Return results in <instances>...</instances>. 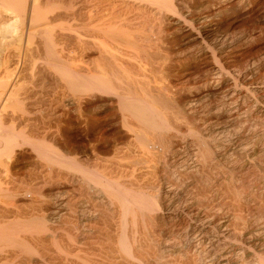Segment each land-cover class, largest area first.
Returning <instances> with one entry per match:
<instances>
[{
    "label": "bare ground",
    "instance_id": "bare-ground-1",
    "mask_svg": "<svg viewBox=\"0 0 264 264\" xmlns=\"http://www.w3.org/2000/svg\"><path fill=\"white\" fill-rule=\"evenodd\" d=\"M262 8L0 0V264H264V141L243 126L264 117ZM25 144L47 162L30 179L10 174Z\"/></svg>",
    "mask_w": 264,
    "mask_h": 264
},
{
    "label": "rangeland",
    "instance_id": "rangeland-1",
    "mask_svg": "<svg viewBox=\"0 0 264 264\" xmlns=\"http://www.w3.org/2000/svg\"><path fill=\"white\" fill-rule=\"evenodd\" d=\"M263 10L262 11H264V8H262ZM260 18H262L261 16H260ZM242 20V21H241ZM240 20V22H238V23H236L235 25H233V28L234 29H236V30H238V28L239 29H243L242 27H244V28H246L245 26V24H248V27H249V17H246V18H244V19H241ZM0 38H1V34H0ZM192 43V41H189V45ZM249 49H248V57L251 55V56H255V58H256V56L257 57H259L260 56V54H263L264 53V40H259V41H257V42H254V43H252V44H250L249 45V47H248ZM252 57V58H253ZM250 58V57H249ZM251 58V59H252ZM207 90V87L205 88L204 86H199V87H195V88H192L191 90H190V95L192 94V95H194L195 96V98L197 99V101L196 102H198L199 103V107L201 106V105H204V104H207V103H210L209 101H210V99L212 100L213 99V97L212 98H208L207 96H209V95H207L206 94V91ZM205 94V95H204ZM187 96H188V94H186L184 97L185 98H187ZM97 97V98H96ZM95 98H91L90 99V102L88 103V108L89 109H99L101 112H104L103 110H107V109H104L105 107H103V106H101L100 107V103L102 102V100H104V98H106L107 100H108V98L109 97H104V96H100V93H99V95H97ZM210 97V96H209ZM105 99V100H106ZM202 103H204V104H202ZM106 108H108L107 106H106ZM109 109V108H108ZM200 109V108H199ZM198 113H201V115H206L205 113L206 112H203V110H199V111H197L196 112V116L197 115H199ZM204 113V114H203ZM251 113V112H250ZM30 114V115H29ZM102 114H104V113H102ZM227 113H224V114H222L221 115V119L223 120V121H226V119H227V115H229V114H227ZM32 115V116H31ZM253 115V114H252ZM252 115H250L251 116V118H250V116L249 117H247V116H245V119H246V121L247 122H249V124L245 121V119H244V117H243V119H244V122H243V126H248V128H250V126L252 125V124H254V125H252L251 126V130H249L248 132H246L247 134V136L249 135V137L250 136H257V137H261V138H263V141H264V117H254V116H252ZM211 116H214V115H211ZM223 117V118H222ZM247 117V118H246ZM30 118H34V115H33V113L31 114V113H26V114H24L23 115V120L25 121V120H27V119H30ZM249 118H250V120H249ZM256 118V119H255ZM263 118V119H262ZM225 119V120H224ZM252 119H254V121L256 122H254ZM260 119V120H259ZM257 120V121H256ZM258 121H259V123H261V124H259L258 123ZM26 122V121H25ZM252 122V123H251ZM225 122H223L222 124H224ZM209 124H211V123H209ZM258 126H257V125ZM211 125H213V124H211ZM250 125V126H249ZM210 125H207L206 127H209ZM255 126V127H254ZM254 128V129H253ZM69 130H72V132H73V130H74V132H79V129L77 128H74L73 126L72 127H70V129ZM253 130V131H252ZM80 133V132H79ZM231 133H233V132H231ZM234 134V133H233ZM237 135V134H236ZM231 136V135H230ZM232 136H235V134L234 135H232ZM263 136V137H262ZM216 137V136H215ZM214 137V138H215ZM254 137V138H255ZM217 138H219V137H217ZM223 138L224 137H222V138H219V140L221 139V141L223 140ZM73 141L74 142H77V144H78V146L79 147H83V146H85L86 145V142H85V140L83 139V137H77V138H75V139H73ZM85 142V143H84ZM32 148V149H31ZM16 153V154H15ZM15 153H14V156H13V159L11 160V162H10V170H11V172H10V174H12V176L14 177H17L18 176V178H20V177H27L26 179H30V178H32V177H34V172L35 173H40V171L41 170H44L45 168H46V166L45 165H47V162L46 161H44V159H43V161L45 162H42V164H41V160H39V158L38 159H36V156H35V154H36V152H34V148H33V146L32 145H24V146H21V147H19V148H17L16 150H15ZM37 160V161H36ZM35 161V162H34ZM39 162V163H38ZM33 164L36 166V167H38L37 169H36V167L35 166H33ZM40 164V165H39ZM42 165V166H41ZM33 167H34V169H33ZM41 167V168H40ZM42 167H43V169H42ZM33 169V170H32ZM38 169H41V170H39L38 171ZM29 170H30V172H29ZM36 170V171H35ZM38 171V172H37ZM16 174H17V176H16ZM26 194V195H25ZM20 195H22V196H26L28 199H32V198H34L35 197V193L33 192V193H31V192H27V193H24V194H12L11 196H9L8 198H7V203L8 202H10V203H16L18 200H19V197H20ZM17 196V197H16ZM9 203V204H10ZM11 205V204H10ZM90 246H92V245H89V246H87V247H90ZM86 247V248H87ZM99 247V246H98ZM97 247V248H98Z\"/></svg>",
    "mask_w": 264,
    "mask_h": 264
}]
</instances>
